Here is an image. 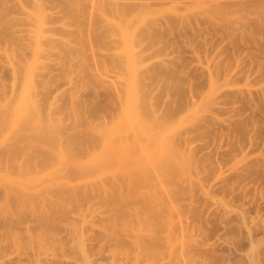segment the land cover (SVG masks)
<instances>
[{
  "label": "rangeland",
  "instance_id": "1",
  "mask_svg": "<svg viewBox=\"0 0 264 264\" xmlns=\"http://www.w3.org/2000/svg\"><path fill=\"white\" fill-rule=\"evenodd\" d=\"M0 264H264V0H0Z\"/></svg>",
  "mask_w": 264,
  "mask_h": 264
},
{
  "label": "bare ground",
  "instance_id": "2",
  "mask_svg": "<svg viewBox=\"0 0 264 264\" xmlns=\"http://www.w3.org/2000/svg\"><path fill=\"white\" fill-rule=\"evenodd\" d=\"M22 110L24 111V107H22ZM19 111V110H18ZM23 113V112H22Z\"/></svg>",
  "mask_w": 264,
  "mask_h": 264
}]
</instances>
